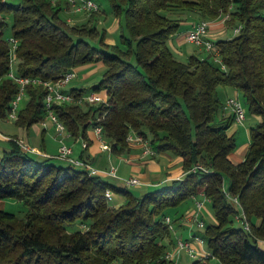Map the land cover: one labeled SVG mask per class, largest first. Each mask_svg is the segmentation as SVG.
Instances as JSON below:
<instances>
[{
    "label": "trees",
    "instance_id": "obj_1",
    "mask_svg": "<svg viewBox=\"0 0 264 264\" xmlns=\"http://www.w3.org/2000/svg\"><path fill=\"white\" fill-rule=\"evenodd\" d=\"M63 1L0 0V121L8 119L19 92L8 77L4 36L12 18L11 36L19 40L17 75L56 82L83 66L104 67L95 86L69 92L76 98L101 93L106 104L55 102L51 108L73 137L89 146L87 131L100 126L111 152L123 155L135 133L154 152L181 157L185 175L141 194L55 156L28 152L18 136H6L0 201H21L28 211L20 220L0 209V264H172L165 258L166 242L174 243L166 217L180 223L184 215H174L176 209L200 195L210 200L216 223L199 230L210 256L192 264H210L212 258L264 264V0H108L120 22V44L107 43V31L97 28L104 11L77 27L61 17ZM225 14L228 25H242L238 35L215 42L225 69L212 53L186 62L176 56L169 42L183 22ZM219 87L241 92L247 111L259 118L238 164L229 159L237 148L229 134L235 117L226 115ZM26 93L15 124L29 130L48 114V90L29 84ZM107 190L125 202L113 207ZM240 209L250 230L235 220Z\"/></svg>",
    "mask_w": 264,
    "mask_h": 264
},
{
    "label": "crops",
    "instance_id": "obj_2",
    "mask_svg": "<svg viewBox=\"0 0 264 264\" xmlns=\"http://www.w3.org/2000/svg\"><path fill=\"white\" fill-rule=\"evenodd\" d=\"M6 1L8 2V0ZM196 21L197 20L190 18L187 21L183 22L180 31L175 36H173L169 42L171 49L181 61L183 59L187 60L191 55H198L201 58H204L208 55L203 48L194 46L193 43L188 42L186 39L187 33L193 28ZM119 26V19L116 18L109 27V32L112 34V36H114V34L119 31ZM233 28L234 26H230L227 23H224L221 18L213 20L211 21L210 25V38L215 42L221 39L231 38L234 36ZM106 42L109 44H114L115 38L108 37L106 39ZM82 68H87L90 70V72L87 73L86 77H89L96 71H104V67L99 64H91L80 67L78 69ZM76 86L77 85H74V87ZM65 89L69 91L67 86ZM219 94L221 99L222 97H225V99H222L224 100L223 102H225L228 97L239 95V92L231 87H219ZM256 118L259 120L258 117ZM32 129L35 135L41 134L42 140L41 149L35 146L33 147L38 149L43 154H47L51 157L56 156L58 153L59 143L56 139V131L53 125H49V127L45 129L40 124H35L29 130L23 129L22 132H18L17 134L11 136H18L20 138V141H24L29 144V141L27 142L26 139L30 141L33 140L31 136ZM237 129L238 124L234 123L229 130V134L236 137ZM87 135L89 139V146H87V148L83 147L84 143L88 145L87 141L85 142L81 138H75L72 136L67 138L66 141L73 147L74 150L76 146L80 145L79 151L77 153H75L74 151V155L76 157H80L83 153V155L86 156L85 160H88L96 169L101 172L99 175L109 181H111L110 179H112L113 181L111 182H124L125 179L133 177L138 178L140 181V184L138 186L140 188L137 190V192H140L142 194L153 188L166 185L173 180L181 179L185 175L182 164L183 160L181 157H177L170 152H155L154 154L145 153V150L149 146V143L144 140H139L140 137H138L135 133L129 135L132 137L131 140H128L129 151L128 153L123 155H113L111 154V150H102L100 147V141L98 140L92 129H89L87 131ZM0 137H3V135H0ZM249 146L250 140L248 143L243 144L241 147H237L235 151L230 154L229 159L234 164L242 162L245 159ZM112 165L117 168V176H112L106 173ZM117 186H119L120 188L125 187L122 184H118ZM124 202L125 198L123 196L115 193L112 194L111 203L113 207H119ZM193 210L194 209L190 210L187 214H189ZM187 214H185L184 217L187 216ZM259 223L260 220L257 221V224ZM175 228L176 231L190 229L193 233V236L199 234V231H194L195 229H192L193 226L191 227L190 224L186 222L185 218L182 219L180 223L175 224ZM259 245L264 249V241H259Z\"/></svg>",
    "mask_w": 264,
    "mask_h": 264
},
{
    "label": "built area",
    "instance_id": "obj_3",
    "mask_svg": "<svg viewBox=\"0 0 264 264\" xmlns=\"http://www.w3.org/2000/svg\"><path fill=\"white\" fill-rule=\"evenodd\" d=\"M58 0H53V3H56ZM67 10L73 12L78 15H91L94 12H98L101 8L97 1L95 0H65ZM224 23H227L230 20V15L225 14L221 17ZM210 25L211 21H200L194 24L193 28L187 33L186 39L188 42L193 43L194 45L203 48L207 53L213 54V61L219 64L222 69H225V66L222 63V60L219 56L215 41L210 38ZM242 29V25H237L233 28V35L236 36L240 33ZM6 44L9 47V55H10V66L11 70L8 74V77L12 79L19 86V92L16 97L13 99L11 103V108L8 113V120L16 121L18 119V107L20 102L23 100L24 96L27 95L26 87L29 84L40 85L43 84L48 93L45 97L46 107L48 109V114L45 119H43L39 124L47 129L49 125H53L56 131V139L59 143L58 153L55 156L58 159L69 162L70 164L83 168L88 171L90 175H99L101 172L96 169L88 160L81 159L80 157L74 156V149L71 145L67 143V138L72 137L71 133L67 130L65 124L58 118V116L51 109L55 102H68L72 104H89V105H98V104H106L107 97H105L101 93L91 92L87 95H83L79 98H76L71 92L66 90V86L77 77V70H72L66 73L61 79L56 82L48 81L43 82L38 78L31 77H21L16 74V63L18 62L17 58V49L19 45V40L13 36L5 38ZM16 65V66H15ZM1 81V80H0ZM224 111L232 114L235 117L236 124H242L246 119L247 110L240 101L238 95L230 96L224 102ZM93 131L100 141V147L102 150H111V146L104 140L103 137V129L100 126L93 128ZM132 137L129 136L128 140H131ZM139 140L142 141L140 138ZM21 146L28 152L37 153L43 155L45 157H51L47 154H43L35 147H31L28 143L24 141H20ZM84 148H86V144H83ZM147 154H154L155 152L148 146L145 150ZM112 176H117V168L115 166H111L110 169L106 172ZM124 182L128 186L139 185L140 181L138 178H129L125 179ZM205 197L204 195H202ZM106 197L111 200L112 192L110 190L106 191ZM231 201L239 206V201L237 197L229 196ZM207 201H210L207 197H205ZM196 202V209L185 216V220L190 226L196 225L199 230L205 227V222L201 218L202 210L205 207V200H199L194 197ZM235 220L237 222H241L244 224L246 230H250V225L246 220L244 213L241 211L235 216ZM166 223L169 226V229L172 233L176 234L175 224L173 219L170 216L166 217ZM199 243L203 246L205 244V239L200 235L196 234L194 236ZM181 251H186L191 257L203 260L210 256L209 252L197 253L193 248V245L181 238H177L176 240V248L173 253H166L165 258L168 261H171L173 264L175 262L176 257Z\"/></svg>",
    "mask_w": 264,
    "mask_h": 264
},
{
    "label": "rangeland",
    "instance_id": "obj_4",
    "mask_svg": "<svg viewBox=\"0 0 264 264\" xmlns=\"http://www.w3.org/2000/svg\"><path fill=\"white\" fill-rule=\"evenodd\" d=\"M99 5L101 6V10L104 11V16H100L99 19H97V28L100 33H102L104 30L107 31V38L112 37L115 38V43L114 44H120V30L112 36V34L109 32V27L111 24L115 21V16L113 15V12L111 10L110 3L108 0H97ZM8 3L10 4H16L19 3V0H8ZM63 10L61 12V17L71 23V25L77 26V27H82V23H84L90 15H78L74 14L73 12H70L67 10L66 6V1H63ZM8 27L5 30L4 36L5 37H10L11 34V26H12V18L7 19ZM78 24V25H76ZM80 24V25H79ZM85 26H92V23H87ZM92 43L94 45H100V42L98 39L92 40ZM196 46V45H194ZM182 61L186 62V59H183ZM18 62L16 63V65ZM15 65V66H16ZM95 70V69H94ZM90 72L89 69H78L77 70V77L73 79L70 84H68L67 88L71 90L72 88H82V89H90L93 86H95L100 80L103 75V71H96L95 73L91 74L89 77H86L87 73ZM74 85H77L74 87ZM240 101L244 105V107L247 110V107L245 106L244 103V98L243 94L239 92L238 95ZM222 99H225V97ZM224 101V100H223ZM28 102V97L27 95L24 96L23 100L20 102L19 107H18V112L27 104ZM226 114H229L226 112ZM259 120L256 118V116L251 115L248 111L246 113V119L242 124H238V129L236 133V141H237V147H241L243 144H246L250 140L249 136V129L257 124ZM23 128H18L15 124L14 120H4L0 121V135L3 137H0V151L8 148V142L5 140L8 139L6 136H11L15 135L18 132H22ZM31 136L33 140H27L29 141V145L31 147L35 146L39 149L42 148L41 145V134L35 135L33 132V129L31 131ZM5 137V138H4ZM24 139V137H23ZM80 145L75 147V153L79 151ZM111 154H113L111 152ZM114 155V154H113ZM75 156V155H74ZM113 181L112 179H110ZM119 181V180H116ZM116 183V182H113ZM122 184L125 187L130 188L133 191H137L140 187L138 185H133V186H128L125 182L119 181L116 183V185ZM118 194L116 192H112V194ZM119 195V194H118ZM199 200H205V207L202 210V215L201 218L205 221L206 224H215L216 223V218L214 214V210L212 208V204L210 201H207L205 197L199 196ZM0 209L4 210L6 212L12 213L16 215L20 220H24L26 213L28 211V208L24 205L23 202L15 200V199H5L0 201ZM196 209V202L193 199H188L185 202H183L178 209H176L177 212L174 213V215H185L187 214L190 210ZM184 219V218H183ZM237 222V221H236ZM76 229V228H75ZM192 229H195L194 231H199V228L194 225ZM198 229V230H196ZM202 230V229H200ZM173 234V239L174 243L170 244L168 241L166 242L167 244V253H173L175 248H176V240L177 238H181L183 240L189 241L192 245L193 248L197 253H206L209 251L208 248V243L205 241V244L202 246L199 241L194 238L193 233L190 229H184V230H178L176 231V234ZM200 259L199 257L193 258L191 257L186 251H181L178 256L175 259L174 264H192L195 260ZM171 262V261H169ZM172 263V262H171ZM173 264V263H172ZM210 264H221L220 261L216 258H212L210 261Z\"/></svg>",
    "mask_w": 264,
    "mask_h": 264
}]
</instances>
